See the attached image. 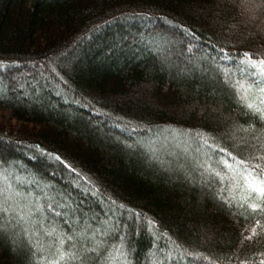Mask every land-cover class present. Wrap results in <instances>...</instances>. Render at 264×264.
Returning <instances> with one entry per match:
<instances>
[{
    "label": "trees",
    "instance_id": "1",
    "mask_svg": "<svg viewBox=\"0 0 264 264\" xmlns=\"http://www.w3.org/2000/svg\"><path fill=\"white\" fill-rule=\"evenodd\" d=\"M240 1L0 0V189L61 213L0 207V264H264V204L225 178L264 166V0L247 25Z\"/></svg>",
    "mask_w": 264,
    "mask_h": 264
},
{
    "label": "snow or ice",
    "instance_id": "2",
    "mask_svg": "<svg viewBox=\"0 0 264 264\" xmlns=\"http://www.w3.org/2000/svg\"><path fill=\"white\" fill-rule=\"evenodd\" d=\"M184 31L187 32L188 30L184 29ZM244 55L251 59L249 53H244ZM252 66L253 68L259 67L261 69V74L264 75V60H260L259 63L253 62ZM51 71L55 70L51 69ZM259 91L261 93H264V88H260ZM248 107L251 108L252 105L249 104ZM260 118L264 119V113H261ZM220 151L223 152V149H221ZM54 159L56 162L60 163L66 170L73 172L77 178L80 177L81 174L76 172L74 167L66 162L62 157L56 155ZM231 159L236 160V157L232 156ZM258 159L264 161V157ZM5 164L6 161H0V167L4 166ZM238 164L243 166L242 170L239 172V175L243 177L245 192L248 194V198L255 199L256 197H259L261 203L264 204V166H262L261 163L247 165L244 161H238ZM227 167L229 170H235L233 168V164L231 163H227ZM33 187V182L29 181L24 183L22 190L19 187L13 189L11 185H8L4 189H0V197H3V202L0 207H2L5 214L10 213L13 209L18 210L23 214V217L26 218L29 223H31L33 228L43 229L47 221L45 208H47L48 211L53 212L55 216H61V213L54 209L50 201L47 204H42L40 201V197L33 195ZM36 187H38V185H36ZM111 203L115 204V201H112ZM253 207H258V205L254 204ZM261 211H264V208H261ZM65 223L71 226L70 221L65 220ZM115 227L119 226L114 225V228ZM95 231L96 230L93 229V232ZM100 235L101 238H103V233H101ZM55 239L56 242L60 244L61 248H63L66 243H70L73 241L72 236L65 235H58ZM248 239H251V237H249ZM67 254V250H64L61 253V255L64 256H67Z\"/></svg>",
    "mask_w": 264,
    "mask_h": 264
},
{
    "label": "rangeland",
    "instance_id": "3",
    "mask_svg": "<svg viewBox=\"0 0 264 264\" xmlns=\"http://www.w3.org/2000/svg\"><path fill=\"white\" fill-rule=\"evenodd\" d=\"M220 4V2H218ZM215 8L218 9L219 7L216 5L215 3ZM257 15H258V18L256 20V23H255V27L257 28V26H259V30L261 31V38L262 40H264V4L262 3H258L257 7ZM237 16L239 19H241V23H245V25L249 24V21L253 18L252 15H251V0H241L240 1V7L237 9ZM255 14V15H256ZM250 19V20H249ZM243 21V22H242ZM235 23V22H234ZM239 23V24H241ZM239 24H234L232 28H239ZM236 25V26H235ZM170 59V58H169ZM181 61H179V64H190L192 61L191 60H187L185 58H179ZM149 88V87H148ZM130 92V91H129ZM131 94V96H134V97H140L142 99H144L146 102H149V104H152V105H170L169 107H172V108H178V106L180 104H175L173 101L169 100V97H166V95H155L154 97L151 95V92H150V89H146L143 91V93L141 92H138L136 90H132V93H129ZM153 97V98H152ZM7 119V117H6ZM178 138V136H175ZM201 140V139H200ZM205 142V140H202ZM201 141V142H202ZM203 142V143H204ZM205 144V143H204ZM235 170H229V172L226 174L225 178L229 181H236L237 177H240L239 175V172L240 170L236 167H233ZM237 176V177H236Z\"/></svg>",
    "mask_w": 264,
    "mask_h": 264
}]
</instances>
